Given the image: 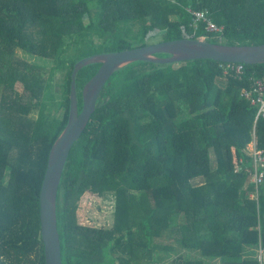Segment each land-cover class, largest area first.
Masks as SVG:
<instances>
[{
	"label": "trees",
	"instance_id": "16d2710c",
	"mask_svg": "<svg viewBox=\"0 0 264 264\" xmlns=\"http://www.w3.org/2000/svg\"><path fill=\"white\" fill-rule=\"evenodd\" d=\"M187 7L207 10L223 26L221 37L203 23L195 30ZM201 36L264 43V0H0V264H45L40 190L68 121L74 64L97 52ZM221 63L138 60L109 78L58 189L63 264H205L153 260L174 249L167 233L221 264H264V181L258 188L252 181L248 152L251 142L264 149V117L256 119L257 106L241 93L264 80V63L245 64L241 78ZM100 64L77 73L79 110ZM109 194L111 226L79 220L82 202Z\"/></svg>",
	"mask_w": 264,
	"mask_h": 264
},
{
	"label": "water",
	"instance_id": "95a60500",
	"mask_svg": "<svg viewBox=\"0 0 264 264\" xmlns=\"http://www.w3.org/2000/svg\"><path fill=\"white\" fill-rule=\"evenodd\" d=\"M202 58L245 64L264 63V43L230 44L213 42L202 37H182L150 42L123 50L97 52L81 58L74 64L71 73L68 121L50 149L40 190L41 236L45 246V264H63L57 223L58 189L71 148L87 127L109 78L123 65L138 60L168 63ZM91 63L101 64L82 88L83 105L79 110L76 76L81 68Z\"/></svg>",
	"mask_w": 264,
	"mask_h": 264
},
{
	"label": "rangeland",
	"instance_id": "374dc122",
	"mask_svg": "<svg viewBox=\"0 0 264 264\" xmlns=\"http://www.w3.org/2000/svg\"><path fill=\"white\" fill-rule=\"evenodd\" d=\"M160 38H161L160 35H157L155 37H151L150 40L154 41ZM17 54L20 57L26 60H29L31 62L45 64L48 66L52 65L51 60L41 57V56L34 55L29 52H26L22 49H18ZM56 81L58 83L59 82L61 83L63 81L62 74L59 73L56 75ZM58 88L59 87H57L56 89ZM252 143L253 142H251V144ZM211 159H212V166L215 167L216 160H215V156L213 152H211ZM201 180L202 178H196V179H193V182L199 183ZM79 220L84 223H88V224H92L96 226H105V227L111 226L114 220V197L113 195L109 194L104 197H98L94 195L88 200V202H82L80 210H79ZM170 232L172 231L170 230ZM166 236H167L166 242L172 241L171 244L172 243L174 244V249L167 251L165 254L162 253L161 251H158L159 255L154 256L153 260H159L160 258H162L161 260H163V262L168 263L178 258L179 256H184L190 259L202 258L205 264H221L220 258L213 259L210 257H204L201 255V253L198 250L183 248V247H180L179 244L174 243L172 240L174 236L172 234L167 233ZM135 264H145V263L137 262Z\"/></svg>",
	"mask_w": 264,
	"mask_h": 264
},
{
	"label": "built area",
	"instance_id": "2783aa9c",
	"mask_svg": "<svg viewBox=\"0 0 264 264\" xmlns=\"http://www.w3.org/2000/svg\"><path fill=\"white\" fill-rule=\"evenodd\" d=\"M187 11L192 16V25L195 30L199 28L200 23H203L206 30L221 37L223 26L216 24L209 17L207 10L187 7ZM201 37L205 38L206 36ZM221 66L223 67L225 74H233L239 78L243 76L246 68L245 63L242 62H222ZM241 93L251 104L257 106L256 119L264 117V80L254 78L251 85L249 87H244ZM248 152L252 156V181L258 188V186L264 181V149L257 148L256 142H254L253 147L249 149Z\"/></svg>",
	"mask_w": 264,
	"mask_h": 264
},
{
	"label": "crops",
	"instance_id": "0c3cea01",
	"mask_svg": "<svg viewBox=\"0 0 264 264\" xmlns=\"http://www.w3.org/2000/svg\"><path fill=\"white\" fill-rule=\"evenodd\" d=\"M253 144H254V142L252 144L250 143V146L248 145V150L253 147Z\"/></svg>",
	"mask_w": 264,
	"mask_h": 264
}]
</instances>
